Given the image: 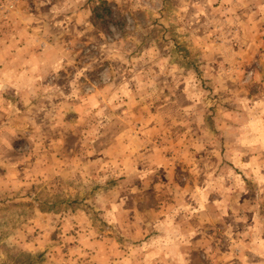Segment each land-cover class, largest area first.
Instances as JSON below:
<instances>
[{
  "label": "rangeland",
  "instance_id": "1",
  "mask_svg": "<svg viewBox=\"0 0 264 264\" xmlns=\"http://www.w3.org/2000/svg\"><path fill=\"white\" fill-rule=\"evenodd\" d=\"M0 264H264V0H0Z\"/></svg>",
  "mask_w": 264,
  "mask_h": 264
},
{
  "label": "trees",
  "instance_id": "2",
  "mask_svg": "<svg viewBox=\"0 0 264 264\" xmlns=\"http://www.w3.org/2000/svg\"><path fill=\"white\" fill-rule=\"evenodd\" d=\"M95 10H101L102 12H106V15L105 16H108L110 15L111 18L109 20H105V18L102 19V26L105 27L106 31L109 32V30H107V25L109 23H114V20L112 19V12H111V9H109V4L107 2H102L100 4V6L96 7ZM95 15H97V17H101L100 13H95Z\"/></svg>",
  "mask_w": 264,
  "mask_h": 264
}]
</instances>
